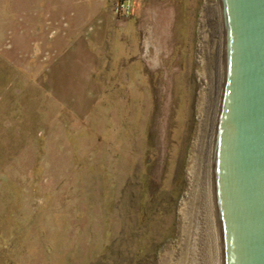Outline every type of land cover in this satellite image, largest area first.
Listing matches in <instances>:
<instances>
[{"label": "rangeland", "instance_id": "1", "mask_svg": "<svg viewBox=\"0 0 264 264\" xmlns=\"http://www.w3.org/2000/svg\"><path fill=\"white\" fill-rule=\"evenodd\" d=\"M131 1L0 0V264H167L204 0Z\"/></svg>", "mask_w": 264, "mask_h": 264}, {"label": "water", "instance_id": "2", "mask_svg": "<svg viewBox=\"0 0 264 264\" xmlns=\"http://www.w3.org/2000/svg\"><path fill=\"white\" fill-rule=\"evenodd\" d=\"M225 83L206 264H264V0H218Z\"/></svg>", "mask_w": 264, "mask_h": 264}, {"label": "bare ground", "instance_id": "3", "mask_svg": "<svg viewBox=\"0 0 264 264\" xmlns=\"http://www.w3.org/2000/svg\"><path fill=\"white\" fill-rule=\"evenodd\" d=\"M195 52L197 84L193 110L196 127L185 168L186 188L178 205V240L167 252V264H206L226 71L218 0H204L199 12Z\"/></svg>", "mask_w": 264, "mask_h": 264}, {"label": "crops", "instance_id": "4", "mask_svg": "<svg viewBox=\"0 0 264 264\" xmlns=\"http://www.w3.org/2000/svg\"><path fill=\"white\" fill-rule=\"evenodd\" d=\"M23 4L26 6L25 9L27 11L24 12V18H22L21 22L23 28L26 33H40L41 31L49 30L50 33H54V31H50V22H53V18L58 15L61 10L60 0H21ZM35 3V6L33 5ZM30 11V12H29ZM35 15L34 16V13ZM69 17V16H66ZM64 19H67V18ZM32 20L37 22L38 28L32 29ZM31 21V22H30ZM70 21V20H69Z\"/></svg>", "mask_w": 264, "mask_h": 264}, {"label": "built area", "instance_id": "5", "mask_svg": "<svg viewBox=\"0 0 264 264\" xmlns=\"http://www.w3.org/2000/svg\"><path fill=\"white\" fill-rule=\"evenodd\" d=\"M113 12L117 18H127L132 12L131 0H115Z\"/></svg>", "mask_w": 264, "mask_h": 264}]
</instances>
